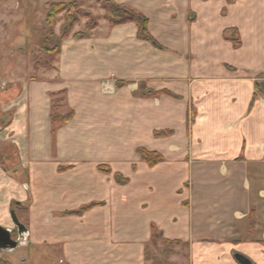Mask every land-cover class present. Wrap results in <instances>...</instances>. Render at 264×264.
<instances>
[{
    "label": "crops",
    "instance_id": "1",
    "mask_svg": "<svg viewBox=\"0 0 264 264\" xmlns=\"http://www.w3.org/2000/svg\"><path fill=\"white\" fill-rule=\"evenodd\" d=\"M120 2L145 13L169 52L144 64V44L122 28L88 48L68 41L54 75L4 89L0 226L13 231L12 209L28 205L35 235L22 246H48L61 264H148L154 224L188 244L195 264H264V0ZM129 40L142 64L124 59ZM114 68L178 98L117 89ZM59 94L75 115L55 129ZM140 147L163 161L150 168ZM102 165L130 182L116 186ZM95 202L104 206L67 215Z\"/></svg>",
    "mask_w": 264,
    "mask_h": 264
},
{
    "label": "rangeland",
    "instance_id": "2",
    "mask_svg": "<svg viewBox=\"0 0 264 264\" xmlns=\"http://www.w3.org/2000/svg\"><path fill=\"white\" fill-rule=\"evenodd\" d=\"M51 4L65 5L64 11L54 15L53 25L47 22L48 6ZM111 7L123 8L131 13L146 17L148 19V34L146 35L149 36V39H142L139 36V28L135 22L121 25L112 24L106 10V8ZM155 9L157 8L151 6L148 10L154 11ZM225 13L226 11H224ZM69 19L75 21V24L64 38ZM150 22L151 20L144 12L131 8L127 4L121 3L120 0H0V109L9 98V91H4V89H8L9 84L12 82L23 80L33 82L44 78L43 76L48 74L54 75V71L58 70L59 64L61 65L62 51L68 41L84 44L86 45L84 48H88L89 40L100 39L107 36V34L112 35L118 31L124 32L122 28H127L128 35L134 36L136 45L140 42L144 44V64H153L152 54L159 51L169 52V48L154 36ZM93 25L96 27L89 30L88 27ZM158 31L164 35V26H161ZM228 35L232 38L236 37L233 30L228 31ZM121 41L117 39L118 46ZM128 42L130 43V50L128 52L123 51V53H127L124 59L132 63L131 60L134 58L136 63L142 64L140 56L136 57V52H133L131 48L132 42L130 40ZM115 52L122 58V53L119 54V50ZM116 59L119 58L116 57ZM115 61L114 66L120 65L119 60ZM116 71L114 68L112 79L117 89L131 87L130 85L135 83V86H138V91L134 92L136 97L153 99L161 95H167L178 98L169 91L166 92L171 93V95L149 88L147 78L141 82L137 81L136 78L127 80L124 77L121 78L120 73ZM70 110L72 109L66 107L64 95L59 94L53 98V113L58 111L66 114ZM72 112L75 115V111L72 110ZM156 138H160V136H156ZM129 144H131V141L123 144L125 150ZM138 149H135V153L140 157L141 162H145L138 154ZM122 155H126V152ZM137 164L136 161H133V172L137 171ZM100 168H103V171ZM65 169L60 168L61 171ZM98 171L113 176L114 181L117 183H115L116 186H125L130 182L129 179L128 183L119 184L117 175L126 178L125 175L115 172L109 165L99 166ZM102 206H104V203L95 202L74 211L78 212L77 215L73 212H69L67 215L83 216L93 208ZM27 207L29 206H16L12 209L16 212L20 222L26 227V233L20 238L17 227L13 226L12 230L15 232L13 238L20 240V246L10 252L0 250V264H61L58 251L51 250L48 246H22L28 244L31 235H35L33 224L30 223L31 219L34 222V218L30 217ZM82 208L85 210H81ZM147 258L148 264H195L196 262L189 245L181 241L180 244H170L164 242V240L158 241L157 245L151 243L147 249Z\"/></svg>",
    "mask_w": 264,
    "mask_h": 264
},
{
    "label": "trees",
    "instance_id": "3",
    "mask_svg": "<svg viewBox=\"0 0 264 264\" xmlns=\"http://www.w3.org/2000/svg\"><path fill=\"white\" fill-rule=\"evenodd\" d=\"M64 10H65V5H62V4L61 5L60 4L49 5L48 6L47 22H49L50 25H53L54 15L59 14ZM106 10L108 12V17L110 19V22L112 24L121 25V24H125L128 22H135V23H137L138 28H139V36L142 39H146V40L149 39L148 38L149 36L146 35V34H148V28H147L148 27V19L146 17H144L141 14L131 13L128 10L123 9V8L111 7V8H106ZM74 24H75V21H72L71 19L68 20V27L66 29L64 38L69 33L70 29L74 26ZM95 27L96 26L93 25V26L88 27V29L93 30V28H95ZM225 39L228 41H231L235 47H239L241 45L240 39H239L237 33H236V37L232 38V37H229L228 31H226L225 32ZM163 93H167V94L171 95V93L166 92V91H164ZM73 116H74V114L72 111H69L66 114H62L58 111L56 113H52V116H51L52 125L54 126L55 129H59L62 126H65L66 124H68L72 120ZM167 133L169 134L170 132L161 133L158 135L160 137H164L167 135ZM138 154L148 164V166L150 168L157 166L158 164H160L163 161L162 155H160L159 153H156V152H150L145 148L138 149ZM102 169L103 168H100L101 171H103ZM117 180H118L119 184H126L129 182L128 178H123L120 175H117ZM81 210H85V209L82 208ZM77 213L78 212H73V214H76V215H77ZM160 240H164V242H167L170 244H180V241H171L170 242V241L165 240L163 231H161L158 228V226H156L154 224V225H152L151 243L153 245H157L158 241H160Z\"/></svg>",
    "mask_w": 264,
    "mask_h": 264
},
{
    "label": "water",
    "instance_id": "4",
    "mask_svg": "<svg viewBox=\"0 0 264 264\" xmlns=\"http://www.w3.org/2000/svg\"><path fill=\"white\" fill-rule=\"evenodd\" d=\"M263 88H264V83H263ZM11 218L14 225L17 227L20 238H22L26 233V227L24 226V224L20 222L15 211L11 212ZM19 246H20V240L19 239L15 240L13 238L12 231L0 226V250L5 252L7 251L10 252L16 250ZM237 260L241 264H250L248 259L240 255L237 256Z\"/></svg>",
    "mask_w": 264,
    "mask_h": 264
},
{
    "label": "flooded vegetation",
    "instance_id": "5",
    "mask_svg": "<svg viewBox=\"0 0 264 264\" xmlns=\"http://www.w3.org/2000/svg\"><path fill=\"white\" fill-rule=\"evenodd\" d=\"M15 233L14 231H12V234Z\"/></svg>",
    "mask_w": 264,
    "mask_h": 264
}]
</instances>
